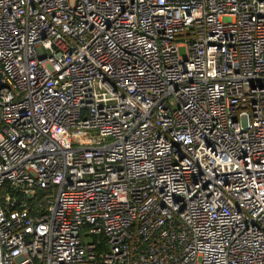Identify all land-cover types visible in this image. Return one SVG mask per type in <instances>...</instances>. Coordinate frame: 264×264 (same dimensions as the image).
<instances>
[{"label": "built area", "instance_id": "obj_1", "mask_svg": "<svg viewBox=\"0 0 264 264\" xmlns=\"http://www.w3.org/2000/svg\"><path fill=\"white\" fill-rule=\"evenodd\" d=\"M0 264H264V0H0Z\"/></svg>", "mask_w": 264, "mask_h": 264}, {"label": "trees", "instance_id": "obj_2", "mask_svg": "<svg viewBox=\"0 0 264 264\" xmlns=\"http://www.w3.org/2000/svg\"><path fill=\"white\" fill-rule=\"evenodd\" d=\"M44 195H45L44 191H39L38 199H42Z\"/></svg>", "mask_w": 264, "mask_h": 264}]
</instances>
